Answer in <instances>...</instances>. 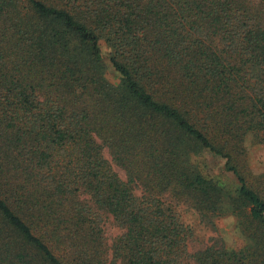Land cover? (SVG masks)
<instances>
[{
	"label": "trees",
	"instance_id": "16d2710c",
	"mask_svg": "<svg viewBox=\"0 0 264 264\" xmlns=\"http://www.w3.org/2000/svg\"><path fill=\"white\" fill-rule=\"evenodd\" d=\"M249 139L264 0H0V264H264ZM182 204L244 244L191 249Z\"/></svg>",
	"mask_w": 264,
	"mask_h": 264
},
{
	"label": "rangeland",
	"instance_id": "374dc122",
	"mask_svg": "<svg viewBox=\"0 0 264 264\" xmlns=\"http://www.w3.org/2000/svg\"><path fill=\"white\" fill-rule=\"evenodd\" d=\"M102 52L105 58L108 57L109 49L107 46L102 47ZM248 144V163L251 170L255 173L264 172V145L254 144L250 139ZM105 155L110 159L108 150L105 149ZM206 163L208 169L212 174H221L223 171V160L215 158L212 155H207ZM114 165L115 170L119 175L126 179L125 171L119 166ZM183 220L193 226L195 235L190 242L191 249L200 248L204 244L211 243V239L215 236H221L230 248L240 247L244 244V237L237 227L236 218L234 216H224L217 220V231L206 226L200 221V218L194 210L188 208L186 205H178ZM104 228L106 235L108 236L110 244L113 243L115 238L122 234L123 229L115 223L113 217L110 214L105 215Z\"/></svg>",
	"mask_w": 264,
	"mask_h": 264
}]
</instances>
